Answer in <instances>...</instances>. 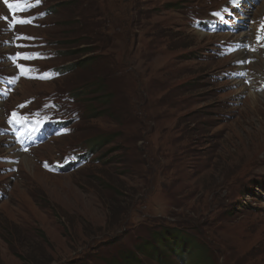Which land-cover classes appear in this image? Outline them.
<instances>
[{"label":"rangeland","instance_id":"374dc122","mask_svg":"<svg viewBox=\"0 0 264 264\" xmlns=\"http://www.w3.org/2000/svg\"><path fill=\"white\" fill-rule=\"evenodd\" d=\"M47 1L48 27L25 33L46 45L48 74L17 84V65L30 59L0 64V264H103L158 226L199 230L211 264H264V48L245 43L232 50L241 56L218 59L224 38L190 25L225 0H95L86 27L105 54L88 55L98 58L89 69L78 65L92 46L65 47L79 34L65 24L88 23L78 16L86 1L72 11ZM263 3L250 9L247 34ZM51 97L81 122L31 149L19 123L36 98L51 111ZM30 125L35 137L40 125Z\"/></svg>","mask_w":264,"mask_h":264},{"label":"trees","instance_id":"16d2710c","mask_svg":"<svg viewBox=\"0 0 264 264\" xmlns=\"http://www.w3.org/2000/svg\"><path fill=\"white\" fill-rule=\"evenodd\" d=\"M86 7L89 6L88 14H83L81 12L78 16L81 18H85L88 23L83 22L81 25L76 24L79 21L75 22H68L66 25L72 26L75 30L79 31V34L76 36H72L71 39L72 44H67L65 47L66 49H78L80 46H84L86 43L91 48L85 46L83 56H87L84 58L82 64L78 65L81 69H89L95 63L98 62V58L94 56H88L97 51L105 54V50H101L104 48L102 46L100 49L96 48L97 46L92 42V39L97 36L95 34L94 29H87L86 26H90L91 20L94 19V11L96 9L95 0H85ZM78 0H68L66 3H60L58 6L61 10H69L72 11L73 9L79 8L78 7ZM80 25V26H79ZM92 27V26H91ZM77 28V29H76ZM77 37L81 39V41H77ZM64 41L68 40L67 37H62ZM84 41L82 44H77ZM61 45L63 41H59ZM64 47V48H65ZM105 56V55H103ZM103 82L97 83V87H99L98 91H102L105 89V77H103ZM100 99L105 100V97H100ZM104 143L99 145L98 143H94L95 147L98 149L104 147L106 143H109V140L105 141ZM188 231V232H187ZM194 231V232H193ZM192 233L189 230H179L175 228H168V226H158L157 228L151 231L150 238L146 241H143L137 244L133 248L126 249L120 253L119 256H115L111 259H107L103 264H175L178 261H184L188 257L192 256L193 264H211L210 260H208L205 256V253L208 252L210 249L208 243L202 241L201 239L204 238L203 235L199 230H193Z\"/></svg>","mask_w":264,"mask_h":264},{"label":"bare ground","instance_id":"6f19581e","mask_svg":"<svg viewBox=\"0 0 264 264\" xmlns=\"http://www.w3.org/2000/svg\"><path fill=\"white\" fill-rule=\"evenodd\" d=\"M260 9H262L261 10V12H263V10H264V3H263V6L260 8ZM251 14V11H250V8H246V15H250ZM262 14V13H261ZM198 34H200V36H202L203 37V33H198ZM242 36H244V39L246 38L245 36H247V33H244V35H243V33H241V34H239L238 36H237V38H235V39H238V38H240V37H242ZM253 99V98H252ZM253 100H255V99H253ZM62 139H65V138H62ZM62 139H60V140H62ZM24 159L23 160H25L24 162V164L26 165V166H29V161L27 160V156H24L23 157Z\"/></svg>","mask_w":264,"mask_h":264},{"label":"snow or ice","instance_id":"6c2138e0","mask_svg":"<svg viewBox=\"0 0 264 264\" xmlns=\"http://www.w3.org/2000/svg\"><path fill=\"white\" fill-rule=\"evenodd\" d=\"M40 0H36V3H39ZM233 2H235V0H233ZM5 3H8V0H5ZM9 8H11L13 5L12 4H8ZM30 21H27V20H19L18 23H21V24H24V23H29ZM261 28V31L264 32V24H261L260 26ZM261 39H264V36L261 37ZM16 114L13 113V117H15ZM47 167V165H45Z\"/></svg>","mask_w":264,"mask_h":264}]
</instances>
